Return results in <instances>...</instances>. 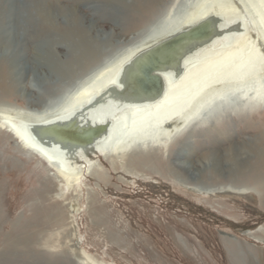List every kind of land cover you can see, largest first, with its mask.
I'll list each match as a JSON object with an SVG mask.
<instances>
[{
  "label": "rangeland",
  "instance_id": "obj_1",
  "mask_svg": "<svg viewBox=\"0 0 264 264\" xmlns=\"http://www.w3.org/2000/svg\"><path fill=\"white\" fill-rule=\"evenodd\" d=\"M17 1L22 5L28 0ZM201 1L159 0L156 12L137 26L93 0L76 2L75 17L108 67L135 45L134 35L148 23L171 11L167 23L156 25L157 29L177 20L181 26L198 5L208 7L213 2ZM253 1L258 0L220 2L256 19L253 24L260 30L263 26L256 22L262 4ZM34 2L51 13L75 5L68 0ZM62 25L58 20L57 26ZM39 29H30L26 38L23 32L15 36V53L24 59L16 64L21 70L16 82L7 78L9 91L0 93V122L6 115L24 121L35 113H58L90 78L88 69L70 87L56 86L57 78L46 61L33 59L37 47L40 52L48 49L41 39L44 31L41 40L31 38L33 33L40 35ZM261 39L264 42L263 35ZM54 51L60 52L57 62L64 63L61 49ZM242 88L199 111L170 139L158 133L157 142L143 149L136 144L122 159L117 155L120 149L112 151L113 140L105 141L89 175L69 198L56 194L49 167L23 149L5 126L0 127V264H79L71 249H81L102 264H264V186L254 181L256 176L247 178L244 171H236L239 165L253 163L254 147L263 145L255 140L264 136V95L254 97L250 90L243 96ZM53 212L59 215L56 220L48 217Z\"/></svg>",
  "mask_w": 264,
  "mask_h": 264
},
{
  "label": "bare ground",
  "instance_id": "obj_2",
  "mask_svg": "<svg viewBox=\"0 0 264 264\" xmlns=\"http://www.w3.org/2000/svg\"><path fill=\"white\" fill-rule=\"evenodd\" d=\"M28 1L27 4L22 3L21 5L17 0H0V46L4 45L2 54H0V93L9 91L7 78L10 83H14L21 73L16 64L24 58L21 54L15 53L17 46L14 43L15 36L23 32L25 37L30 29H37L38 26H40L38 30L40 35L33 33L31 38L33 40L34 38L40 39L41 33L44 31V38L41 37V39L48 45V49L45 52H40L38 51L40 50L39 47L35 48L36 52L33 54V59L37 57L39 61L40 59L46 61L50 73H53L57 78L56 86L67 84L65 89L68 88L71 85L70 82H73L80 73L89 69V73H87V77H90L89 80L85 85L83 84L84 86L78 88L77 91L75 90L70 100L67 98L68 102L66 100V103H62L63 105L58 108L59 111L56 109L58 113L47 112V114L40 115L42 113L40 112L38 116L35 113V117L29 115L28 112L30 117L25 118L24 121L22 119V121L17 120L10 115L1 117L0 127L5 126L9 135L23 149L37 156L53 172L56 183L55 192L61 198H67L69 194L75 195L76 188L80 189L84 175H89V167L94 163L95 154L98 151H103L100 145L105 141L107 143V140H113L112 151L114 153L120 149V153L117 155L119 159H122L126 151L136 144L139 145L140 149H143L145 145L153 143V141L154 143L157 142L158 133H161V136L163 135L166 139H170L177 130L183 129L188 123L195 120L197 117L194 118V116L199 111L216 100L222 101V97H226L231 91H237L244 86L245 89L242 88L244 91H241L243 96H246L250 90L253 92L249 94L254 97L259 98L264 95V42L261 39V36H264V31L259 33L260 30H264V0L252 2L255 5L262 4L256 22V24L259 23L260 26H263L260 30H258L260 28L258 25L253 24L256 19H251L246 14L245 16L244 11L232 8L231 3L222 4L221 0H213L208 7L198 5L191 13L193 15H187L183 18L184 23L181 26H179L180 20H177L172 26L158 30L160 24H165L171 14L170 11L162 18H156L150 22V25L148 23L137 32L134 35L137 42L133 40L135 45L130 47L119 60L116 59L117 61H115L114 59L115 63L112 64L111 62L108 67L104 66L106 58L99 59L100 50L96 47L95 41L88 38L79 19L75 17L76 4L80 3L81 0H68L75 3L74 7H57L55 13H51L42 4H35L34 0ZM84 1L87 4L92 3L91 0ZM93 1H98L107 11L118 16L121 15L122 20L133 26H137V23L154 14L159 5V0ZM210 15L219 21L218 35L186 57L182 73L174 80H170L171 73L169 72L161 75L166 84L159 98L142 105H123L119 104L120 100L111 101L106 98L103 103L97 104V107H86L93 98L108 88L119 87L117 85L118 75L134 57L167 39L169 35L195 25ZM163 18L165 19L162 20ZM58 20H62V26H57ZM155 26L156 28H154ZM6 31H11V33L7 35ZM57 48L61 49L66 58L62 64L57 62L59 51H54ZM97 63L99 66L94 69L93 67ZM106 63L108 64V62ZM4 65L7 66V70L4 69ZM47 108L51 107L47 106ZM20 114L21 112L19 116H25L24 112ZM221 114L217 116L219 117ZM107 118L109 120L107 132L96 138L94 143L87 147L71 146L55 140L52 145L36 142L33 138L36 129L28 127L31 124H52L57 121L65 124L74 122L76 126L83 127L103 124ZM22 123L30 125L26 127ZM255 141H258L255 144L262 143L263 145L262 147L260 145L254 147L253 163L239 165L236 171H244L247 178H255L256 176V179L253 180L264 186V136L258 137ZM214 166L216 167V165ZM57 216L59 215H54L53 212L48 217L56 220ZM29 241H31V236ZM70 252L79 264H102L88 257L81 249H71Z\"/></svg>",
  "mask_w": 264,
  "mask_h": 264
},
{
  "label": "water",
  "instance_id": "obj_3",
  "mask_svg": "<svg viewBox=\"0 0 264 264\" xmlns=\"http://www.w3.org/2000/svg\"><path fill=\"white\" fill-rule=\"evenodd\" d=\"M218 24L217 19L209 17L140 53L120 71L117 78L119 87L108 88L93 98L86 107H97L106 98L111 101L120 100L119 104L123 105H142L156 100L162 95L166 84L161 75L169 72L170 80L178 77L183 71L186 57L218 35ZM22 125L27 127L30 124ZM28 127L36 129L33 133L36 142L52 145L57 141L71 146L87 147L107 132L109 120L107 118L103 124L83 127L76 126L74 122L65 124L61 121L31 124Z\"/></svg>",
  "mask_w": 264,
  "mask_h": 264
}]
</instances>
